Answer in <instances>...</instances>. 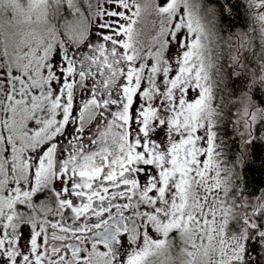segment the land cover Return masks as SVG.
Here are the masks:
<instances>
[{"label": "snow or ice", "instance_id": "6c2138e0", "mask_svg": "<svg viewBox=\"0 0 264 264\" xmlns=\"http://www.w3.org/2000/svg\"><path fill=\"white\" fill-rule=\"evenodd\" d=\"M0 264H264V0H0Z\"/></svg>", "mask_w": 264, "mask_h": 264}]
</instances>
